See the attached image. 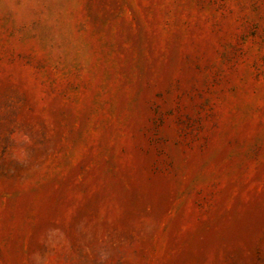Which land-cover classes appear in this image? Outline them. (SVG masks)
Wrapping results in <instances>:
<instances>
[{
  "label": "rangeland",
  "instance_id": "obj_1",
  "mask_svg": "<svg viewBox=\"0 0 264 264\" xmlns=\"http://www.w3.org/2000/svg\"><path fill=\"white\" fill-rule=\"evenodd\" d=\"M0 264H264V0H0Z\"/></svg>",
  "mask_w": 264,
  "mask_h": 264
}]
</instances>
